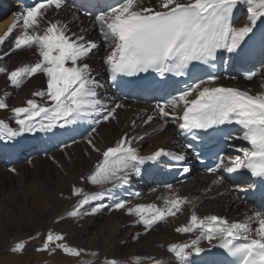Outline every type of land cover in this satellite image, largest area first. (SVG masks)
Instances as JSON below:
<instances>
[{"label": "snow or ice", "instance_id": "snow-or-ice-1", "mask_svg": "<svg viewBox=\"0 0 264 264\" xmlns=\"http://www.w3.org/2000/svg\"><path fill=\"white\" fill-rule=\"evenodd\" d=\"M241 7L245 9L244 19L237 25L235 13ZM67 8L74 9L71 20L59 18ZM81 9L92 28L98 30L96 38H91L90 29L84 27L73 31V25L81 19ZM261 25L264 0H89L80 6L69 0H33L30 6L13 13L7 30L0 34V47L7 44L5 57L30 50L33 59L11 69L0 65V74L13 88L42 75L46 87L32 92L23 106L10 108L15 127L0 120V140L11 141L24 134L54 135L57 129L72 131L87 125L90 131L83 139L91 152L99 154L88 172L70 187V210L57 216L54 224L65 218L80 220L107 209L134 217L133 223L149 232L161 222L176 218L192 202L172 184L164 185V192L156 197L159 204L133 202V198L141 196L139 192L128 193L127 198L122 193L131 185L133 176H142L146 164L155 167L166 160L165 167L189 173L188 152L196 159L201 155L194 141L232 125L238 128L235 134L228 133L227 140L244 141L248 146L235 148L238 155L216 157L213 166L206 169L215 177L213 184L224 182L223 175H218L221 170L228 174L246 171L264 183V91L253 93L250 89L225 86L220 83V75L209 71L220 63L231 67L239 62L243 66L257 52L264 59ZM101 44L106 49L102 66L117 87L152 74L161 82H167L169 77L187 79L181 88L157 99L150 112L143 110L144 115L138 119L140 127L159 119L161 123L154 131H164L171 120L182 137H191L190 142L179 143L178 151L159 146L142 153L136 145L147 134L124 132L111 146H97L95 126L117 120V110L125 107L119 100L101 95L99 74L88 63ZM254 77V72L246 71L245 79L251 81ZM8 96V92L0 95V109H9ZM137 126L133 120L131 128ZM62 147L67 149L68 145ZM9 170L16 172L15 168ZM87 185L94 190H88ZM256 187L255 183L246 188L237 185L233 191L248 192ZM105 200L109 202L106 204ZM175 232L190 238L167 245L169 264H197L193 256L199 258L200 264H222L214 249H222L232 258V264H264V208L248 209L243 219L236 220L217 214L200 216L193 208L186 223L179 224ZM30 244L37 251L50 255L61 252L74 258L88 251L73 245L65 232L54 228L19 239L10 251L23 254ZM132 260L138 264H165L163 259L152 256L138 255ZM103 264L119 261L105 257Z\"/></svg>", "mask_w": 264, "mask_h": 264}, {"label": "bare ground", "instance_id": "bare-ground-1", "mask_svg": "<svg viewBox=\"0 0 264 264\" xmlns=\"http://www.w3.org/2000/svg\"><path fill=\"white\" fill-rule=\"evenodd\" d=\"M25 1L33 3L32 0ZM154 2L155 0H153V3ZM18 6L19 0L13 2L12 0H0V9L4 7V9H2L4 10L3 13L0 14V34H3L7 30V27L13 20V13L22 10ZM73 10L74 9L71 8L63 10L59 18L71 20V13ZM244 12L245 9L241 7L239 9L238 18L236 19L237 25L243 21ZM49 15L51 16V13ZM80 18V21L73 25V31H78L79 27H84L90 29L89 36L91 38H96L98 36V30L92 28V24L88 18L81 15ZM261 28L264 29V25H261ZM7 50V44L0 47V65L6 66L9 69L18 66L20 62L33 59L32 51L30 50L16 51L14 54L5 57L4 53L7 52ZM105 54L106 49L101 44L99 49L89 59L88 63H90L94 72L99 74V79L103 84V87L99 89L101 95H106L109 100H119L111 95V89L106 83L107 73L102 66V60ZM256 68L257 71L255 75H257L258 72L259 77L255 78L252 82L227 80L221 77L220 83L240 87L241 89H250L253 93L264 91V89L261 88V85L264 84V59L259 61ZM1 82H4L6 92L9 93V96L6 97L8 105L11 102V98H15L16 93L17 95L21 94L26 91L27 88H29L32 93L40 90L42 87H46V81L42 75H37L34 78L26 80L19 88L11 87L6 81V76L3 74H0V83ZM119 101L124 103L125 107L117 110V120L95 126L97 131L94 134V140L98 147L103 148L105 146H111L124 132H130L131 134H147L146 138L136 145L141 149L142 153H147L159 146H164L172 150L179 148V129L171 120H169L164 131H154L161 123L159 119L154 120L150 125L143 127L139 126L141 121L138 117L144 115L143 110H147L148 112L151 111L154 105L152 102ZM133 120H136L138 125L135 129L131 128ZM54 131V135L49 133L24 134L11 141L0 140V178L13 179L16 172L13 173L9 169L15 167L24 170L26 174H34L36 176L47 175L54 185H61L60 182L69 181V184H66L63 188L67 196L70 197V187L78 181L81 174L88 172L99 158V154L91 152L86 141L83 139V137L87 135V131H90L87 125L72 131L60 129ZM73 140H75L76 143H72ZM230 144L234 145L233 148L248 146L246 142L240 140L230 141ZM62 145H68L67 149H64ZM238 154L240 153L234 151L225 156L231 157ZM155 167V170L148 171L147 177L133 176L131 185L128 186L127 190L122 194L127 198L128 193L139 192L141 196L138 199L133 198V202L161 203L156 200V197L164 192V187L157 186L154 181L164 179V176L160 174V169L164 168V163L162 162ZM74 174H76V180L73 179L75 178L73 177ZM218 175H223L224 177V182L218 186L213 184V180L215 179L214 176L200 173L198 170H194L191 177L184 184L180 183L173 185L180 195L188 197L192 203L186 205L184 211L178 214L176 218H170L166 222H161L149 232H144L142 225L134 224V217L128 216L120 211L109 212L107 209L102 210L96 215L86 216L80 219L78 225L80 227L90 224V229H92L91 232L95 229L101 239L108 237L110 234H114V230L118 223L123 224L124 229L126 228L123 232L129 231L132 227L134 232L131 236H136L137 238L132 239L134 243L127 247L131 246L138 251L134 256L139 255L161 258L165 261V264H169L171 254L167 252V245L170 243L182 242L190 238L188 234L176 233L175 228L181 223H186L187 217L193 208L200 216L217 214L225 216L229 220L243 219V214L248 209L264 208V200H258L255 197L249 196L252 189L248 192L233 191L237 185L246 188L249 184H253L245 171L228 174L221 170ZM86 187L88 190H94L91 185H87ZM153 188H156L157 191L152 192L151 189ZM210 195H213L212 199ZM234 197H239V199H234ZM54 201L58 203L59 199L57 196L54 197ZM104 202L107 204L109 201L105 200ZM72 203L73 199L70 198L69 202L67 201V203H64V205H66L62 208V211L70 210V205ZM120 216H123L124 221L120 220ZM77 227L74 222L69 231H67L68 240L71 243H76L89 250L87 253H97L98 249L88 244L87 238L85 239L84 232L81 230L82 228L76 229ZM170 234L172 238L169 240L168 236ZM115 251H117V249L112 248L109 252L110 254L106 256L116 254ZM57 253L58 258L66 260L67 257L63 255V253ZM129 254L132 253L130 252ZM217 258L222 261V264L225 263L221 256L217 255ZM192 259L196 260L197 264H200L199 258L193 256ZM172 264H174V261Z\"/></svg>", "mask_w": 264, "mask_h": 264}, {"label": "rangeland", "instance_id": "rangeland-1", "mask_svg": "<svg viewBox=\"0 0 264 264\" xmlns=\"http://www.w3.org/2000/svg\"><path fill=\"white\" fill-rule=\"evenodd\" d=\"M257 77H259V73ZM4 92H6L4 82H1L0 95H3ZM30 93L29 88L21 94L17 95L16 93L15 98L10 100L9 109H0V120H5L15 127L10 108L23 106L25 101L30 98ZM15 169L16 173L13 179L0 178V264H84L88 260H91L92 264H103L105 257L116 258L119 264H138V262L132 260V257H135L134 255L138 251L131 246L127 247L134 243L131 236L134 232L132 227L129 231L123 232L126 228L124 229L123 224L118 223L114 234L101 239L95 229L91 232L90 224L79 227L80 220L74 221V219L65 218L62 223L54 224L56 217L65 213V211H62V208L66 205L64 203L70 201V197L67 196L63 188L66 184H69V181H62L60 182L61 185H54L47 175H30L22 169H17V167ZM74 175L75 178H72L76 180V174ZM215 185L218 186L219 184ZM61 193H63V196ZM55 196L59 199L58 203L54 201ZM210 198L212 199L213 195H210ZM120 220L124 221L123 216H120ZM74 222L76 227L78 226L76 229L82 228L81 230L84 232L88 244L98 249L97 255L93 256L91 252H86L87 254L79 258L65 255L67 258L64 260L57 257L58 253L50 255L47 252L37 251L32 244L27 247L23 254L10 251L14 242L35 232H45L49 228H54L58 231H65L67 234ZM171 238L172 235L170 234L168 239ZM34 243L38 244L39 242ZM72 244L78 245L76 243ZM112 248L117 249L116 254L106 256L110 254ZM130 252L132 254H129ZM143 264H147V262L145 261Z\"/></svg>", "mask_w": 264, "mask_h": 264}]
</instances>
